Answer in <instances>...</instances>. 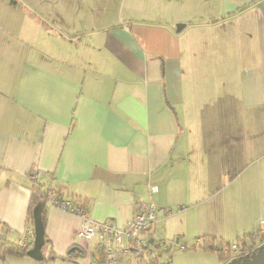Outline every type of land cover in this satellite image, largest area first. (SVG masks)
<instances>
[{
  "label": "crops",
  "instance_id": "crops-1",
  "mask_svg": "<svg viewBox=\"0 0 264 264\" xmlns=\"http://www.w3.org/2000/svg\"><path fill=\"white\" fill-rule=\"evenodd\" d=\"M245 155L262 159L219 195ZM33 171L93 221L124 225L154 203L195 241L258 229L264 0H0V244L31 225ZM44 218L43 259L0 263L100 264L78 217L47 203ZM156 225L148 239L165 246ZM180 242L187 264H222ZM76 246L74 261L48 258Z\"/></svg>",
  "mask_w": 264,
  "mask_h": 264
},
{
  "label": "built area",
  "instance_id": "built-area-1",
  "mask_svg": "<svg viewBox=\"0 0 264 264\" xmlns=\"http://www.w3.org/2000/svg\"><path fill=\"white\" fill-rule=\"evenodd\" d=\"M38 172L33 171L30 178L35 180ZM48 205L62 212L74 215L81 220L77 236L80 240H95L103 256V264H158L154 261L156 250L144 244L149 240L148 232L157 221L160 209L154 203L137 205L129 222L117 225L111 221H93L88 218L86 210L69 199L57 198L56 192L51 190ZM169 216L171 210L163 211ZM258 232L264 234V221L259 224ZM257 235L258 233H254ZM151 239V238H150ZM33 241L32 225L27 226L16 240L19 250H29ZM154 242V241H153ZM232 250H237L235 244ZM249 256L248 252L244 253Z\"/></svg>",
  "mask_w": 264,
  "mask_h": 264
},
{
  "label": "trees",
  "instance_id": "trees-1",
  "mask_svg": "<svg viewBox=\"0 0 264 264\" xmlns=\"http://www.w3.org/2000/svg\"><path fill=\"white\" fill-rule=\"evenodd\" d=\"M31 182L29 184L30 189V198H29V205H28V219L30 221V224L32 225V210L36 206L37 203H42V210H41V221L42 225L44 226V210L47 205L48 198L50 197L51 190H54L56 192L57 198L66 199L59 194V192L55 189H49V188H43V185L39 184V182L30 179ZM72 202L76 205H80L81 207H84L85 201L82 198L79 197H73ZM179 209V208H178ZM168 209H164L163 211H166ZM171 210V209H170ZM176 211V209H175ZM173 210H171V213ZM152 229V228H151ZM150 229V231H151ZM150 231L148 233H150ZM258 233L255 235L254 233ZM200 241V242H199ZM257 241L258 243L264 242V234H261L258 232V229L254 231H250L249 233L244 234L243 236H238L233 242H229L228 240H224L215 236H211L209 238H197L194 244L191 245H185L183 248L185 249H195L196 247L203 249V250H209L214 251L218 257V260L224 264L227 263L232 257L240 259L242 261L244 258H247V256L244 254L249 251V249L256 245ZM235 244L237 247V250H232L231 245ZM28 250H19L14 242L2 240L0 244V259H3L7 255H14V256H27ZM78 255V254H77ZM157 256V255H156ZM58 258L60 260H69L74 261L76 260L75 253L68 254L65 256H55L53 253H50L48 258ZM157 257L154 258V261ZM103 261V256L101 251H98V263H101ZM239 261V262H240Z\"/></svg>",
  "mask_w": 264,
  "mask_h": 264
},
{
  "label": "rangeland",
  "instance_id": "rangeland-1",
  "mask_svg": "<svg viewBox=\"0 0 264 264\" xmlns=\"http://www.w3.org/2000/svg\"><path fill=\"white\" fill-rule=\"evenodd\" d=\"M252 153V152H251ZM262 159V157H257L256 155H252V156H247L245 155V157L242 159H240L238 157L237 162H238V168L237 170H235V177H238L239 179L233 184V186L231 187H227L228 185H226L225 183L221 182L220 184L216 185V189H217V193L220 195H225L228 191H230L231 189H235L237 188V186L240 183V178H243V175L246 174V172L248 170L256 168V166H258V160ZM177 210V209H176ZM175 210H173V213ZM170 216V215H169ZM168 217V216H165ZM164 219L163 217H158L157 221L155 222V225L157 228L162 227V231H161V235H164L165 238L168 239V244L167 245H160L157 249H156V254H157V263L158 264H168L167 261H171L170 264H181L183 262H185V264L189 263V257H187V254H183L182 252H179V245H180V241H183V243H186L187 246L194 244L195 243V238H188V236L190 234L186 233L184 234V231L181 233L182 230V226L183 224H180L179 221H177L176 219ZM161 220V221H160ZM159 221V223H158ZM190 239V241L187 240ZM229 242H232V240H229ZM198 248V247H196ZM262 249V248H261ZM259 249V251L261 250ZM191 250V249H188ZM193 260V257L191 255V261ZM240 261V259L238 258H234L232 257L229 261L228 264L233 263V264H237ZM126 261L123 262V264H125ZM191 263V262H190ZM2 264V263H0ZM103 264V263H100ZM131 264H134V262H132Z\"/></svg>",
  "mask_w": 264,
  "mask_h": 264
},
{
  "label": "water",
  "instance_id": "water-1",
  "mask_svg": "<svg viewBox=\"0 0 264 264\" xmlns=\"http://www.w3.org/2000/svg\"><path fill=\"white\" fill-rule=\"evenodd\" d=\"M184 26L183 24L176 25V30L179 31ZM41 210H42V203L39 202L32 210V228H33V241L32 247L27 251V256L36 260L41 261L43 259L42 255V247L45 244L44 239V229L41 221ZM151 245L155 250L159 247V244H155L153 239H149L145 244L144 247L147 248ZM262 249L259 251L257 250L256 253L244 258L242 261L238 262L237 264H264V246L261 247ZM77 251L78 254H82V250L79 247L71 248L68 254ZM233 264V263H230Z\"/></svg>",
  "mask_w": 264,
  "mask_h": 264
},
{
  "label": "flooded vegetation",
  "instance_id": "flooded-vegetation-1",
  "mask_svg": "<svg viewBox=\"0 0 264 264\" xmlns=\"http://www.w3.org/2000/svg\"><path fill=\"white\" fill-rule=\"evenodd\" d=\"M264 246V242L263 243H257L255 246H253V247H251L250 249H249V251H248V255L250 256V255H252L253 253H256L257 252V250H259V249H261V247H263ZM248 257V256H247Z\"/></svg>",
  "mask_w": 264,
  "mask_h": 264
}]
</instances>
